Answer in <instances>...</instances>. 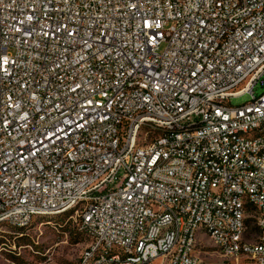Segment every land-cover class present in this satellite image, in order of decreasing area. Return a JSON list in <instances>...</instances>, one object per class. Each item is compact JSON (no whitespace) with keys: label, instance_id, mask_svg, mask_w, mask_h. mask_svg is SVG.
Here are the masks:
<instances>
[{"label":"built area","instance_id":"built-area-1","mask_svg":"<svg viewBox=\"0 0 264 264\" xmlns=\"http://www.w3.org/2000/svg\"><path fill=\"white\" fill-rule=\"evenodd\" d=\"M263 81L264 0H0V229L74 213L81 264H199L203 234L264 264Z\"/></svg>","mask_w":264,"mask_h":264},{"label":"rangeland","instance_id":"rangeland-1","mask_svg":"<svg viewBox=\"0 0 264 264\" xmlns=\"http://www.w3.org/2000/svg\"><path fill=\"white\" fill-rule=\"evenodd\" d=\"M164 49V47H162ZM257 96L264 93L259 82L254 89ZM252 99L246 92L230 99L231 105L244 104ZM74 213L37 217L25 228L4 227L0 229V264H81L82 255L89 239L78 228ZM245 237L254 242L258 230L254 219L247 223ZM199 264H252L246 256L224 254L207 235H200L196 245ZM159 260L155 264H158Z\"/></svg>","mask_w":264,"mask_h":264},{"label":"trees","instance_id":"trees-1","mask_svg":"<svg viewBox=\"0 0 264 264\" xmlns=\"http://www.w3.org/2000/svg\"><path fill=\"white\" fill-rule=\"evenodd\" d=\"M256 229L258 230V228L256 227Z\"/></svg>","mask_w":264,"mask_h":264}]
</instances>
